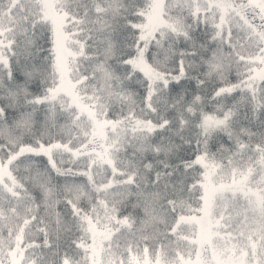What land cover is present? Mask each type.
I'll return each instance as SVG.
<instances>
[{
	"label": "snow or ice",
	"instance_id": "obj_1",
	"mask_svg": "<svg viewBox=\"0 0 264 264\" xmlns=\"http://www.w3.org/2000/svg\"><path fill=\"white\" fill-rule=\"evenodd\" d=\"M0 264H264V0H0Z\"/></svg>",
	"mask_w": 264,
	"mask_h": 264
}]
</instances>
